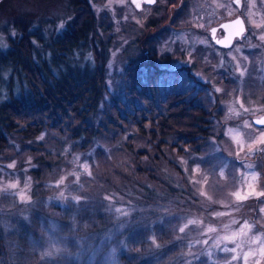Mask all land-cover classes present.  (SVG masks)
Segmentation results:
<instances>
[{
  "label": "rangeland",
  "instance_id": "obj_1",
  "mask_svg": "<svg viewBox=\"0 0 264 264\" xmlns=\"http://www.w3.org/2000/svg\"><path fill=\"white\" fill-rule=\"evenodd\" d=\"M88 1L92 32L72 64L95 63L93 43L106 57L104 97L87 120L96 133L73 138L66 123L35 139L9 135L0 151V264H264V125L253 121L264 115V0H156L142 9ZM75 8L4 0L0 55L26 28L51 62ZM237 15L247 31L218 46L210 29ZM138 65L165 71L157 103L174 90L205 107L198 143L172 135L154 147L139 132L127 78ZM116 101L128 114L117 128L108 122Z\"/></svg>",
  "mask_w": 264,
  "mask_h": 264
},
{
  "label": "trees",
  "instance_id": "obj_2",
  "mask_svg": "<svg viewBox=\"0 0 264 264\" xmlns=\"http://www.w3.org/2000/svg\"><path fill=\"white\" fill-rule=\"evenodd\" d=\"M74 3L72 21L51 46V62L40 49L35 51L33 38L41 37L26 28L21 29L20 38L10 39L11 47L0 55V74L11 72L7 79L0 76V151L9 144V135L19 133L23 140L35 139L45 129L62 131L66 123L72 124L73 138L96 133L87 120L98 112L104 97L106 57L93 43L95 63L72 64L74 51L88 45L95 16L88 0ZM165 74L155 65H138L129 71V95L139 103L134 105L136 119L132 116L136 128L152 146L156 143L159 147L172 135L195 145L208 132L209 113L202 105L187 100V92L170 90L157 103V85ZM121 105L116 101L108 110V122L115 128L121 121H128ZM159 105L165 110L161 111Z\"/></svg>",
  "mask_w": 264,
  "mask_h": 264
},
{
  "label": "water",
  "instance_id": "obj_3",
  "mask_svg": "<svg viewBox=\"0 0 264 264\" xmlns=\"http://www.w3.org/2000/svg\"><path fill=\"white\" fill-rule=\"evenodd\" d=\"M146 3L152 4L156 2V0H145ZM221 26L225 29V35L221 38H218L216 36V31L218 29V26H214L211 28L212 36L215 39V42L218 44L229 47L233 44L235 38L241 37L247 30V25L242 16H239L232 20H226L221 23ZM254 123L257 126H263L264 125V115L260 117H255L253 119Z\"/></svg>",
  "mask_w": 264,
  "mask_h": 264
},
{
  "label": "flooded vegetation",
  "instance_id": "obj_4",
  "mask_svg": "<svg viewBox=\"0 0 264 264\" xmlns=\"http://www.w3.org/2000/svg\"><path fill=\"white\" fill-rule=\"evenodd\" d=\"M4 0H0V3H2ZM134 4H135V6H137L138 7V9H142L143 7H144V5L145 4H147V5H151V4H148V3H146L145 2V0H131ZM235 2L236 3H240V1L239 0H235ZM240 7H241V5H239ZM239 16H242V15H237L236 17H234V18H232V19H235V18H237V17H239ZM232 19H229V20H232ZM224 22V21H223ZM222 23V22H221ZM221 23H219V24H216V25H214V26H218V29H217V31H216V36L218 37V38H221V37H223L224 35H225V29L221 26ZM213 26V27H214ZM210 31H211V29H210ZM223 32V33H222ZM210 35H211V37H212V39H213V41L215 42V39H214V37L212 36V32L210 33ZM238 38H235V40H234V42L237 40ZM234 42H233V44H234ZM218 46H220V47H223L222 45H220V44H218L217 42H215ZM232 44V45H233ZM231 45V46H232ZM230 47V46H229ZM224 48V47H223ZM225 48H228V47H225Z\"/></svg>",
  "mask_w": 264,
  "mask_h": 264
},
{
  "label": "snow or ice",
  "instance_id": "obj_5",
  "mask_svg": "<svg viewBox=\"0 0 264 264\" xmlns=\"http://www.w3.org/2000/svg\"><path fill=\"white\" fill-rule=\"evenodd\" d=\"M262 142H264V141H262ZM12 187H15V185H12ZM260 195H264V193H260Z\"/></svg>",
  "mask_w": 264,
  "mask_h": 264
}]
</instances>
